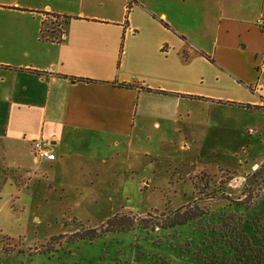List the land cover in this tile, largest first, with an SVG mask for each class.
<instances>
[{
  "label": "crops",
  "instance_id": "obj_1",
  "mask_svg": "<svg viewBox=\"0 0 264 264\" xmlns=\"http://www.w3.org/2000/svg\"><path fill=\"white\" fill-rule=\"evenodd\" d=\"M259 18L264 0H0V164L92 208L106 167L134 172L178 137L190 152L193 127L245 131L241 117L264 116ZM35 139L53 160L34 157ZM200 149L193 171H206Z\"/></svg>",
  "mask_w": 264,
  "mask_h": 264
},
{
  "label": "rangeland",
  "instance_id": "obj_2",
  "mask_svg": "<svg viewBox=\"0 0 264 264\" xmlns=\"http://www.w3.org/2000/svg\"><path fill=\"white\" fill-rule=\"evenodd\" d=\"M243 119L236 128H249L233 136L193 127L187 140H203L192 151L178 137L166 157L134 161V172L106 167L92 177V208L84 192L0 164V264H254V237L264 243V116ZM200 146L206 171H193L187 160Z\"/></svg>",
  "mask_w": 264,
  "mask_h": 264
},
{
  "label": "built area",
  "instance_id": "obj_3",
  "mask_svg": "<svg viewBox=\"0 0 264 264\" xmlns=\"http://www.w3.org/2000/svg\"><path fill=\"white\" fill-rule=\"evenodd\" d=\"M256 24L264 30V18H259ZM62 35V34H61ZM259 70L264 71V56L259 62ZM32 151L35 158H46L53 160L55 158L54 152L50 148V143L48 140L35 139L32 141Z\"/></svg>",
  "mask_w": 264,
  "mask_h": 264
},
{
  "label": "trees",
  "instance_id": "obj_4",
  "mask_svg": "<svg viewBox=\"0 0 264 264\" xmlns=\"http://www.w3.org/2000/svg\"><path fill=\"white\" fill-rule=\"evenodd\" d=\"M263 166H259L260 168ZM258 170H255L254 174ZM260 240L254 237V264H264V243L259 242ZM259 242V243H257Z\"/></svg>",
  "mask_w": 264,
  "mask_h": 264
}]
</instances>
